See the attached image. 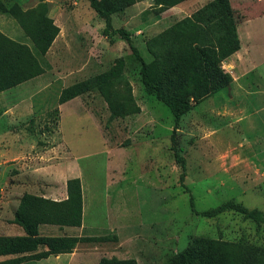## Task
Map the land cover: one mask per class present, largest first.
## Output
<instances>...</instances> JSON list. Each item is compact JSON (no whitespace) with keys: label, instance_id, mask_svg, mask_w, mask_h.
I'll return each instance as SVG.
<instances>
[{"label":"rangeland","instance_id":"374dc122","mask_svg":"<svg viewBox=\"0 0 264 264\" xmlns=\"http://www.w3.org/2000/svg\"><path fill=\"white\" fill-rule=\"evenodd\" d=\"M0 1L21 11L45 3L58 27L39 56L16 19L0 13V32L27 45L42 68L0 92V235L16 225L12 217L21 196L10 188L13 173L22 171L30 182L29 172L53 173L56 181L77 172L83 222L96 231L86 236L92 240L78 243L80 264L102 257L168 264L185 247L197 254L215 239L264 252L261 223L232 210L213 217L196 213L228 199L264 212V0H220L218 10V0H205L195 12L194 20L206 24L216 11L229 10L241 45L220 62L226 84L183 113L175 128L169 109L144 92L139 61L126 42L101 35L103 21L88 0ZM209 2L211 14L205 10ZM147 3L138 0L111 15L114 28L132 32L144 61L152 58L146 40L159 32V26L146 27L152 17ZM118 57L138 113L111 118L93 91L57 102L62 88L105 71ZM175 152L184 161L182 180Z\"/></svg>","mask_w":264,"mask_h":264},{"label":"trees","instance_id":"16d2710c","mask_svg":"<svg viewBox=\"0 0 264 264\" xmlns=\"http://www.w3.org/2000/svg\"><path fill=\"white\" fill-rule=\"evenodd\" d=\"M138 0H88L94 12L103 21L101 35L110 38L117 35L123 39L131 54L139 61L138 74L143 90L164 104L170 111L174 128L179 117L196 103L209 96L227 82L220 62L239 48L238 27L235 28L229 10L216 11L217 17L206 24L194 20V14L174 21L166 28L151 35L145 43L149 61H144L132 44V33L122 27L114 28L111 15ZM140 1V0H139ZM182 0H150L149 11L153 15ZM220 0L215 5L218 10ZM205 10L213 13V3L206 4ZM209 8V9H208ZM145 11V12H146ZM0 13L9 15L30 40L36 55L43 56L58 32V27L47 15L46 4L21 11L16 4L5 7L0 1ZM219 32H214V25ZM239 26V25H238ZM237 31V33H236ZM29 47L0 32V91L29 80L42 72L38 60ZM93 91L106 103L111 118L133 115L139 112L131 89L124 74V61L118 57L105 71L72 83L62 88L57 102L63 103L83 92ZM57 115V108L53 109ZM184 176V161L175 152ZM66 197L52 200L38 195L24 193L18 199L12 222L21 227L23 235H0V255L21 254L4 259L0 264H16L28 259H40L48 255L71 252L82 241L92 240L86 236H39V224L79 226L81 223V188L78 177L65 180ZM189 207L194 211L191 197ZM227 210L240 213L244 218L264 227V212L247 208L233 199L225 200L216 206L196 212L203 217H213ZM44 250L33 252L37 245ZM32 252L29 254H24ZM264 252L253 246L242 249L219 239L209 240L203 251L192 246L178 251L168 264H262ZM97 264H137L134 259L100 258Z\"/></svg>","mask_w":264,"mask_h":264},{"label":"crops","instance_id":"0c3cea01","mask_svg":"<svg viewBox=\"0 0 264 264\" xmlns=\"http://www.w3.org/2000/svg\"><path fill=\"white\" fill-rule=\"evenodd\" d=\"M203 2H205V0H182L179 3L173 6H170L154 15L152 14V17L147 19L149 20L147 23L148 25L144 23L143 25L144 26L147 25L146 27L149 26L150 28L154 26H159L158 31H161L162 29L166 28L168 25H170L174 21H177L186 16L187 17L192 16V14H194L203 5L202 4ZM147 5L149 7L150 3H147ZM144 9H148V8H144ZM239 45H241V43ZM238 50L239 49H237L234 53H232L225 59H228L232 55L236 54ZM26 172L28 173V171ZM29 175L31 176L30 182H27L25 180V174H23L22 171L12 174L11 176L12 181H11L10 188L12 191L17 192L18 197H20L23 191L25 190L26 193H30L33 195L42 196V197L49 198L52 200H61L66 197L65 180L67 178L78 177L80 181V188H81V223L80 225L79 226H68V225L58 226V225H52V224H39L37 227V233L39 236L80 237V236H93L95 234L96 232L95 227H92V226L88 227L83 222L82 217L84 213V196L82 193V186H81L82 181L80 177L78 176L77 172L76 173L68 172L67 174L60 176L59 177L60 179L58 181L54 180L51 177L53 173L48 174V175H41V174H37V172H32V174L29 172ZM84 190L85 189L83 187V191ZM11 232L12 233H8L6 235L13 236V235H23L24 234L23 230L18 225L13 226ZM44 249H45V246L42 244H39L37 245L36 250L33 252L41 251ZM76 249H79L78 243L76 244V246L73 248L71 252L58 253L56 255H48L47 257L40 258V259H28V260H24L16 264H80L78 261V257L79 255H82V253L76 252ZM29 253H32V252H27L24 254H29ZM19 255L21 254L0 255V257H2L0 258V261L4 259L14 258Z\"/></svg>","mask_w":264,"mask_h":264}]
</instances>
